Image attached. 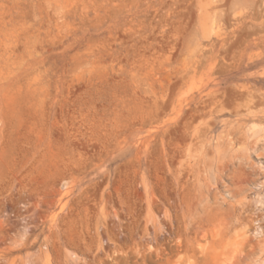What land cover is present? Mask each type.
Returning <instances> with one entry per match:
<instances>
[{
    "label": "rangeland",
    "instance_id": "obj_1",
    "mask_svg": "<svg viewBox=\"0 0 264 264\" xmlns=\"http://www.w3.org/2000/svg\"><path fill=\"white\" fill-rule=\"evenodd\" d=\"M0 264H264V0H0Z\"/></svg>",
    "mask_w": 264,
    "mask_h": 264
}]
</instances>
